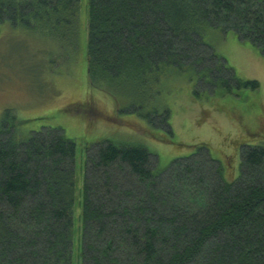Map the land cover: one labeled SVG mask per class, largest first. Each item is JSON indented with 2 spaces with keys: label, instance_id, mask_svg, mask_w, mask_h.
<instances>
[{
  "label": "trees",
  "instance_id": "16d2710c",
  "mask_svg": "<svg viewBox=\"0 0 264 264\" xmlns=\"http://www.w3.org/2000/svg\"><path fill=\"white\" fill-rule=\"evenodd\" d=\"M79 1L0 0V26L24 19L55 26L64 45L76 31ZM210 31H233L264 58V0H88L89 87L131 99L128 114L147 122L146 99L172 76L193 74L213 97L257 92V82L238 79L205 42ZM213 106L241 125L246 139L244 118ZM154 113L171 136L169 112ZM256 123L264 135V116ZM20 125L12 112L0 118V264H71L75 143L50 129L23 138ZM238 149L239 175L226 180L206 144L163 172L143 147L107 140L91 147L82 264H264V145ZM203 151L208 158L194 166ZM179 185L193 191L190 205Z\"/></svg>",
  "mask_w": 264,
  "mask_h": 264
},
{
  "label": "rangeland",
  "instance_id": "374dc122",
  "mask_svg": "<svg viewBox=\"0 0 264 264\" xmlns=\"http://www.w3.org/2000/svg\"><path fill=\"white\" fill-rule=\"evenodd\" d=\"M87 18L88 0H80L76 31L75 27L69 30L64 45L57 42L59 29L56 32L55 26L45 30L31 19L0 26V118L6 111L12 112L21 123L23 138L50 129L62 131L75 143L71 264H82L81 208L86 156L87 150L97 143L107 140L143 147L151 154L157 172L167 170L174 160L187 158L196 152L198 145L206 144L211 157L224 168L226 180L239 175V147L264 145V135L256 123L257 117L264 116V58L249 43L241 42L233 31H210L205 42L225 60L238 79L257 82L259 90L255 93L241 90L238 97H213L205 84L196 86L193 74L172 76L161 85L160 95L146 99L147 122L128 114L132 112L128 108L131 99L114 98L89 87ZM87 102L92 107L85 106ZM216 104L244 118V125L250 128L245 131L246 139L242 126L217 111L213 106ZM154 110L159 114L164 110L169 112L171 136L167 134V126L159 127ZM135 119L139 122L135 123ZM203 152L192 158L194 166L208 158L207 152ZM224 155L234 164L226 165ZM204 168V174H209L210 169ZM179 188L184 202L190 205L193 191L183 185Z\"/></svg>",
  "mask_w": 264,
  "mask_h": 264
}]
</instances>
